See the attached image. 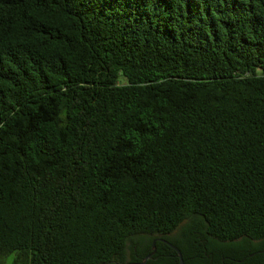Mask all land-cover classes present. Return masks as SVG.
Here are the masks:
<instances>
[{
  "label": "trees",
  "instance_id": "obj_1",
  "mask_svg": "<svg viewBox=\"0 0 264 264\" xmlns=\"http://www.w3.org/2000/svg\"><path fill=\"white\" fill-rule=\"evenodd\" d=\"M158 239L264 264V0H0V264Z\"/></svg>",
  "mask_w": 264,
  "mask_h": 264
},
{
  "label": "water",
  "instance_id": "obj_2",
  "mask_svg": "<svg viewBox=\"0 0 264 264\" xmlns=\"http://www.w3.org/2000/svg\"><path fill=\"white\" fill-rule=\"evenodd\" d=\"M157 241L165 243L171 249H173L177 253V257L179 259V264H185V261L183 259L181 251L177 247H175L173 244H171L170 242H168V241H166L164 239H158V240L154 241V243H153V252L150 255H148L141 264H146L154 256V254L156 253V243H157Z\"/></svg>",
  "mask_w": 264,
  "mask_h": 264
},
{
  "label": "rangeland",
  "instance_id": "obj_3",
  "mask_svg": "<svg viewBox=\"0 0 264 264\" xmlns=\"http://www.w3.org/2000/svg\"><path fill=\"white\" fill-rule=\"evenodd\" d=\"M15 255H10L6 258L5 263L4 264H13Z\"/></svg>",
  "mask_w": 264,
  "mask_h": 264
},
{
  "label": "flooded vegetation",
  "instance_id": "obj_4",
  "mask_svg": "<svg viewBox=\"0 0 264 264\" xmlns=\"http://www.w3.org/2000/svg\"><path fill=\"white\" fill-rule=\"evenodd\" d=\"M246 252H248V251H242V254H245ZM263 254H264V251L262 252ZM244 258V257H243ZM196 264H200L199 262H196Z\"/></svg>",
  "mask_w": 264,
  "mask_h": 264
}]
</instances>
